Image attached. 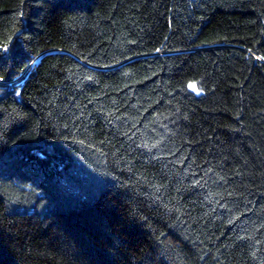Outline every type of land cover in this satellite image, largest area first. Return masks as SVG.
Instances as JSON below:
<instances>
[{"label":"trees","instance_id":"16d2710c","mask_svg":"<svg viewBox=\"0 0 264 264\" xmlns=\"http://www.w3.org/2000/svg\"><path fill=\"white\" fill-rule=\"evenodd\" d=\"M0 264H264V0H0Z\"/></svg>","mask_w":264,"mask_h":264},{"label":"snow or ice","instance_id":"6c2138e0","mask_svg":"<svg viewBox=\"0 0 264 264\" xmlns=\"http://www.w3.org/2000/svg\"><path fill=\"white\" fill-rule=\"evenodd\" d=\"M189 87L192 88L194 91H198L195 84H190Z\"/></svg>","mask_w":264,"mask_h":264}]
</instances>
